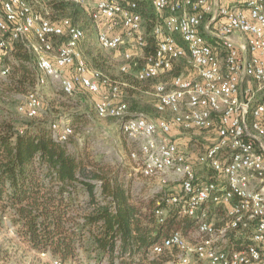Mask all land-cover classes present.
<instances>
[{"label":"built area","instance_id":"1","mask_svg":"<svg viewBox=\"0 0 264 264\" xmlns=\"http://www.w3.org/2000/svg\"><path fill=\"white\" fill-rule=\"evenodd\" d=\"M64 1L88 9L87 0ZM141 3H150L165 16L154 26L157 49L146 56L138 78H158L182 57H187L190 66L170 82L156 84L161 117L131 111L119 98L124 83L89 66L81 48L86 37L81 26L70 18L52 21L26 0H0V77L10 71L2 58L17 41L34 36L36 40L27 47L36 54L41 73L38 84L49 76L67 94L79 84L98 96L97 114L116 119L123 133L138 143L141 173L164 186L169 177L179 183L181 191L166 195L163 201L196 217L194 238L174 231L152 245L153 254L170 252L174 264H264V0L230 4L220 0H94L90 12L102 48L117 50L129 42L144 50ZM116 23H122L123 31L116 29ZM55 38L61 40L56 50ZM124 56L131 61L134 54L126 51ZM128 68L129 64L122 66L124 71ZM248 80L259 86L244 87ZM42 104L39 91L30 90L19 111L34 117ZM52 127L54 137L61 140H67L73 130L68 123ZM176 128L216 129L215 140L198 157L214 179L200 176L179 137L172 135ZM213 205L227 208L218 222L210 216ZM165 212L161 206L156 210L160 216ZM41 255L50 256L48 252ZM51 264L67 263L51 257Z\"/></svg>","mask_w":264,"mask_h":264},{"label":"trees","instance_id":"2","mask_svg":"<svg viewBox=\"0 0 264 264\" xmlns=\"http://www.w3.org/2000/svg\"><path fill=\"white\" fill-rule=\"evenodd\" d=\"M39 4L43 12L48 9L56 19L70 16L85 28L91 22L94 26L91 12L80 4L64 0H40ZM140 10L148 23L146 58L157 49L159 40L153 29L163 20L158 19L150 3H141ZM56 40L60 39L54 40L57 49ZM94 48L90 53L91 68L104 69L109 75L112 61L106 55L107 49L99 43ZM11 51L18 63L10 66L7 81L0 79V93L15 95L35 90L41 77L36 54L22 40ZM2 62L9 64L7 55ZM130 67L127 71L121 68L120 74L128 75ZM188 67L187 57H182L165 75L172 79L187 72ZM119 75L113 73L110 77L123 80ZM136 78L139 82L153 80H140L138 74ZM130 80L122 81L125 88L133 87ZM83 88L78 84L74 92L81 93L79 89ZM156 110L160 113L156 118L161 117L157 106ZM52 124L49 115L21 121L12 111L0 113V221L9 218L15 226L13 233L31 250L48 252L67 264H165L171 253L150 258L149 248L177 230L188 238L189 228L196 227V217L180 213L175 204L164 203L167 194L136 201L118 169L72 151L74 133L67 140L55 138ZM68 124L75 128L74 121ZM190 139L189 144L193 145V137ZM214 178L213 173L206 179ZM180 191L178 185L172 193ZM159 206L169 210L165 208V214L160 216L156 213ZM216 206L226 213V207ZM214 217L216 222L221 219H216V213ZM3 249L0 243V254Z\"/></svg>","mask_w":264,"mask_h":264},{"label":"rangeland","instance_id":"3","mask_svg":"<svg viewBox=\"0 0 264 264\" xmlns=\"http://www.w3.org/2000/svg\"><path fill=\"white\" fill-rule=\"evenodd\" d=\"M28 1L34 10L38 11L42 16L52 19V21L61 20V18L56 19L54 16L50 15L48 9L43 12L41 9L42 6H39L40 0ZM87 2L88 5L86 6L90 11V7L93 6L94 0H87ZM156 16L161 21L165 14H158ZM79 22L76 24L84 28L86 32V37L81 43V48L91 67L92 61L90 53L92 49H95L94 47H98V27L94 21V26L91 22L89 28H85ZM147 24V19H144L145 31H147L148 28ZM116 27L118 31H123L122 23H116ZM32 40L35 41L34 36H31L28 40L22 41L28 45ZM60 43L61 40H56V44ZM126 51L134 54L132 61L128 62L125 59L124 53ZM106 55L112 61V71L109 73V76L113 73L119 75L124 64L131 65L128 75L120 74L118 76L119 79H123L121 81H129L131 79V85H133L131 88H125L124 85L121 87L122 94L121 97H119L120 101L128 103L131 111L137 114L143 113L152 118L160 116V113L156 110L158 99L155 93V86L158 82H170L171 78L164 73L157 79L139 82L136 75L145 64V53L144 50L142 51L137 45L136 47H132L129 42L117 50H107ZM7 61L11 67L18 63L12 51L7 53ZM187 69L190 70V67ZM101 70L107 74L106 70ZM0 79L7 81L8 77H0ZM250 85L256 89L259 83L251 82ZM36 89L39 91L43 104L38 115L32 118H43L49 115L53 118V124L60 123V125L67 123L68 119H70L68 123H73L74 121L75 130H72L74 133V144H70L71 150L90 155V157L100 160L102 163L110 164L114 169H118L122 173L126 183L131 187L136 201L140 198L149 199L155 194L168 195L178 189L179 183L175 182L171 177H169L168 184L164 186L157 178L146 177L141 173L142 154L140 153L138 143L129 139L123 133L121 124L116 119L111 117H100L97 114L95 103L97 96L93 95L89 90L83 88L82 90L79 89L81 93L73 92L72 94L66 95L63 93L61 83L49 76H46L45 82L41 85L38 84ZM29 91L30 90L23 93H16L15 95L0 93V113L9 110L14 112V115L21 121L29 119L30 117H27L19 111V106L25 102ZM172 135H176L180 140L183 138V140L186 141L193 137L195 141L193 145L189 144V141L184 142L183 140L180 144L184 151L197 161L199 155L215 140L216 129L185 131L184 129L176 128ZM132 153H136V156L134 157ZM197 170L200 176H205L204 178L212 176L213 174L207 167L203 169L197 168ZM165 208L169 210L167 206ZM214 214L215 213L212 214V218ZM224 215L225 213H216V219H220L224 217ZM14 228L15 226L11 223L9 218H5L2 222L0 221V243L3 244L4 248L0 254V264H51L50 260L52 256H42V252L31 250L23 240L13 233ZM195 230L196 227L189 228L187 233L188 238H194ZM148 254L150 258L157 257V255L152 253L151 248H149ZM165 264H174V256L169 254L166 257Z\"/></svg>","mask_w":264,"mask_h":264},{"label":"crops","instance_id":"4","mask_svg":"<svg viewBox=\"0 0 264 264\" xmlns=\"http://www.w3.org/2000/svg\"><path fill=\"white\" fill-rule=\"evenodd\" d=\"M240 1H244V0H220V3H222V4H230V3H235V2H240ZM36 40V39H35ZM130 44V43H129ZM251 83V81H247V82H245L244 83V87H246L247 85H249ZM97 98H98V96H97ZM192 138V137H191ZM185 139H187V138H185ZM183 140V138L180 140V141H182ZM184 142H187V141H191V139L189 138V139H187V141L186 140H183ZM191 157V160H192V162L194 163V165H195V167H196V169L197 168H201V169H203L204 168V166L203 165H199L200 163H198L197 161H196V159H193V157L192 156H190ZM201 166V167H199V166ZM198 171V170H197ZM199 172V171H198ZM224 208V207H223ZM225 209V208H224ZM226 212V211H225ZM210 213H221V211L219 210V207L218 206H216V205H213V207H212V209H211V212Z\"/></svg>","mask_w":264,"mask_h":264}]
</instances>
